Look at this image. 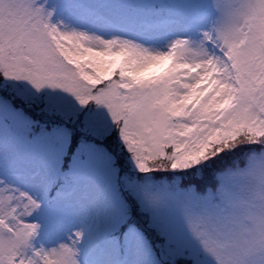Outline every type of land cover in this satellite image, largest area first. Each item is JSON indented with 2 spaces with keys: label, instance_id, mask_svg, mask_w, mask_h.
<instances>
[{
  "label": "snow or ice",
  "instance_id": "obj_1",
  "mask_svg": "<svg viewBox=\"0 0 264 264\" xmlns=\"http://www.w3.org/2000/svg\"><path fill=\"white\" fill-rule=\"evenodd\" d=\"M0 264H264V0H0Z\"/></svg>",
  "mask_w": 264,
  "mask_h": 264
}]
</instances>
